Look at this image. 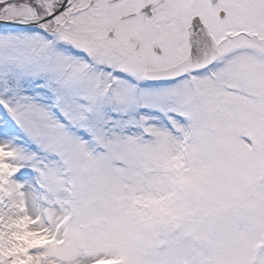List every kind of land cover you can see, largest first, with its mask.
Instances as JSON below:
<instances>
[{
	"label": "snow or ice",
	"instance_id": "6c2138e0",
	"mask_svg": "<svg viewBox=\"0 0 264 264\" xmlns=\"http://www.w3.org/2000/svg\"><path fill=\"white\" fill-rule=\"evenodd\" d=\"M0 264H264V0H0Z\"/></svg>",
	"mask_w": 264,
	"mask_h": 264
}]
</instances>
